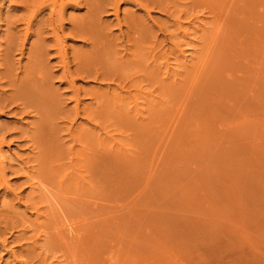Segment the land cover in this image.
<instances>
[{"label":"rangeland","instance_id":"1","mask_svg":"<svg viewBox=\"0 0 264 264\" xmlns=\"http://www.w3.org/2000/svg\"><path fill=\"white\" fill-rule=\"evenodd\" d=\"M6 1L0 264H264V0Z\"/></svg>","mask_w":264,"mask_h":264},{"label":"bare ground","instance_id":"2","mask_svg":"<svg viewBox=\"0 0 264 264\" xmlns=\"http://www.w3.org/2000/svg\"><path fill=\"white\" fill-rule=\"evenodd\" d=\"M6 0H0V14H1V12H3V9L6 7ZM0 21H1V16H0ZM2 150H1V148H0V158L1 159H5L6 158V156H3L4 154L1 152ZM4 161V160H3ZM7 163V162H6ZM4 174V173H3ZM69 227V226H68Z\"/></svg>","mask_w":264,"mask_h":264}]
</instances>
